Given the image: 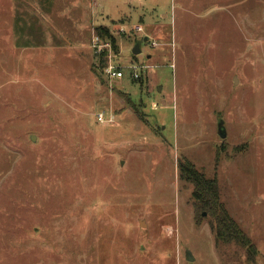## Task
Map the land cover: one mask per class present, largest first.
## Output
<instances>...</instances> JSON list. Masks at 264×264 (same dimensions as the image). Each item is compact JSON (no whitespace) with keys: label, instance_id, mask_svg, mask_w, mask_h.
<instances>
[{"label":"rangeland","instance_id":"obj_1","mask_svg":"<svg viewBox=\"0 0 264 264\" xmlns=\"http://www.w3.org/2000/svg\"><path fill=\"white\" fill-rule=\"evenodd\" d=\"M96 35L148 69L108 77ZM0 264H264V0H0Z\"/></svg>","mask_w":264,"mask_h":264},{"label":"trees","instance_id":"obj_2","mask_svg":"<svg viewBox=\"0 0 264 264\" xmlns=\"http://www.w3.org/2000/svg\"><path fill=\"white\" fill-rule=\"evenodd\" d=\"M96 33L110 39L113 37L103 27H97ZM180 178L188 179L193 183L192 197L195 207L201 206L209 210L213 216L211 227L214 231L215 241L234 242L244 248L247 259L256 254V245L240 225L228 214L219 198L216 179L205 178L203 174L189 161L180 160L178 163Z\"/></svg>","mask_w":264,"mask_h":264},{"label":"built area","instance_id":"obj_3","mask_svg":"<svg viewBox=\"0 0 264 264\" xmlns=\"http://www.w3.org/2000/svg\"><path fill=\"white\" fill-rule=\"evenodd\" d=\"M94 1H100V0H94ZM133 30L135 32H142L143 27L141 24H135L133 26ZM101 39L96 35L94 38L93 46L97 47L98 52H104L105 55L108 56V61L106 62V65L104 67L105 74L110 78H122L125 75V70L127 69V73L129 76V79H136L138 78L143 72H145L148 69V65L144 64L143 62H132L128 63V65L122 66L120 64L112 63L111 61V44L110 42L101 43ZM100 42V43H99ZM154 44V42H152ZM96 120L98 122H104L107 120H111L110 118H106L103 111H98L96 113Z\"/></svg>","mask_w":264,"mask_h":264},{"label":"water","instance_id":"obj_4","mask_svg":"<svg viewBox=\"0 0 264 264\" xmlns=\"http://www.w3.org/2000/svg\"><path fill=\"white\" fill-rule=\"evenodd\" d=\"M144 40H147V36L144 37ZM139 52H140L139 45L136 44V45L134 46V48L132 49V53H133V54H137V53H139ZM217 133H218V135H219L220 137H224V136H225L224 126H223V124H222V121H218V124H217ZM32 137H33V136H32ZM203 214H204V213H203ZM142 223H143V221L141 220V221H140V224H142Z\"/></svg>","mask_w":264,"mask_h":264},{"label":"crops","instance_id":"obj_5","mask_svg":"<svg viewBox=\"0 0 264 264\" xmlns=\"http://www.w3.org/2000/svg\"><path fill=\"white\" fill-rule=\"evenodd\" d=\"M44 1V0H43ZM67 1H69L70 2V0H67ZM134 1H136V0H125V2L127 3V4H130V3H132V2H134ZM140 1V0H139ZM142 2H143V0H141ZM88 4H89V0H87V6H88ZM70 6V5H69ZM70 8V7H69ZM123 14L124 13H121L120 14V16H122L123 17ZM144 37H146V36H144Z\"/></svg>","mask_w":264,"mask_h":264}]
</instances>
